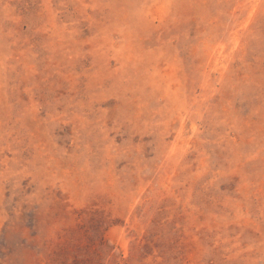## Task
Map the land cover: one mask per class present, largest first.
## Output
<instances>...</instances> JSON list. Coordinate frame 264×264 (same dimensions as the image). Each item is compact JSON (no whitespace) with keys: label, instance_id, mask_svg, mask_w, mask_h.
I'll list each match as a JSON object with an SVG mask.
<instances>
[{"label":"rangeland","instance_id":"obj_1","mask_svg":"<svg viewBox=\"0 0 264 264\" xmlns=\"http://www.w3.org/2000/svg\"><path fill=\"white\" fill-rule=\"evenodd\" d=\"M0 264H264V0H0Z\"/></svg>","mask_w":264,"mask_h":264}]
</instances>
